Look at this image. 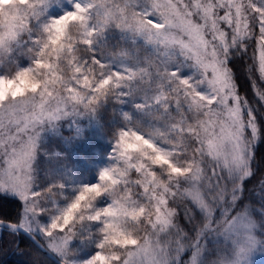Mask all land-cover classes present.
<instances>
[{
  "label": "snow or ice",
  "instance_id": "6c2138e0",
  "mask_svg": "<svg viewBox=\"0 0 264 264\" xmlns=\"http://www.w3.org/2000/svg\"><path fill=\"white\" fill-rule=\"evenodd\" d=\"M105 136L107 163L81 179ZM9 257L264 264V0L0 3Z\"/></svg>",
  "mask_w": 264,
  "mask_h": 264
},
{
  "label": "trees",
  "instance_id": "16d2710c",
  "mask_svg": "<svg viewBox=\"0 0 264 264\" xmlns=\"http://www.w3.org/2000/svg\"><path fill=\"white\" fill-rule=\"evenodd\" d=\"M112 115H113V109L111 106H108L106 109L101 108L98 115L94 119L98 125H102L105 127V129H107V122L110 120ZM105 137L107 138V136H105ZM55 138H56L55 136H50L45 145L54 147L55 146L54 145ZM51 143H52V145H51ZM96 143H97V147L93 151L92 155L90 157H84L86 160H88V159L89 160H98L99 158L106 155V153L108 151L107 142L104 140L96 139ZM90 170H91V168H84L83 169V171L85 173H87L89 176H90V172H91ZM8 259H9V264H11V261L13 260V258L9 257Z\"/></svg>",
  "mask_w": 264,
  "mask_h": 264
},
{
  "label": "rangeland",
  "instance_id": "374dc122",
  "mask_svg": "<svg viewBox=\"0 0 264 264\" xmlns=\"http://www.w3.org/2000/svg\"><path fill=\"white\" fill-rule=\"evenodd\" d=\"M8 2V0H0V3H7ZM50 136H54L52 133H49V134H47V135H45V137H44V144H46V142L48 141V139H49V137ZM96 139H101V138H99V137H97ZM101 140H104V141H106L107 142V144H108V152H109V150H110V144L108 143V138H103V139H101ZM51 145H52V143H51ZM46 146V145H45ZM47 147V146H46ZM107 152V153H108ZM107 153H106V155L104 156V157H102V158H100L99 160H94V161H92V160H86L83 156H82V159L84 160V163H85V165H87V167H81V169H80V171L77 173V175L81 178V179H83V180H86V181H88V182H91V181H93V180H95V178H96V170L98 169V168H100V167H103L106 163H107ZM38 165H39V167H41V168H43L44 167V160H43V157L41 156V157H39L38 158ZM79 167V166H78ZM84 168H91V172H90V176L87 174V173H85L84 171H83V169Z\"/></svg>",
  "mask_w": 264,
  "mask_h": 264
}]
</instances>
